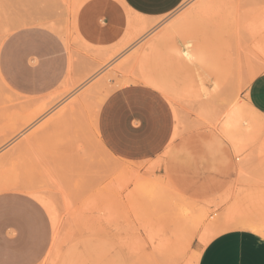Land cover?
I'll return each instance as SVG.
<instances>
[{
  "label": "rangeland",
  "instance_id": "374dc122",
  "mask_svg": "<svg viewBox=\"0 0 264 264\" xmlns=\"http://www.w3.org/2000/svg\"><path fill=\"white\" fill-rule=\"evenodd\" d=\"M202 1H185L145 34L130 31L142 19L120 0H0V196L27 197L44 213L47 248L35 264H197L206 225L231 207L264 227L261 144L225 148L228 162L201 146L214 115L243 99L248 71H264V0L215 10L219 0ZM33 31L34 41L22 39ZM137 83L169 102L174 153L142 159L131 144L118 92ZM124 141L131 155L119 152ZM34 195L51 202L56 225Z\"/></svg>",
  "mask_w": 264,
  "mask_h": 264
},
{
  "label": "crops",
  "instance_id": "0c3cea01",
  "mask_svg": "<svg viewBox=\"0 0 264 264\" xmlns=\"http://www.w3.org/2000/svg\"><path fill=\"white\" fill-rule=\"evenodd\" d=\"M122 2L134 13L160 20L175 12L185 0ZM36 35L35 31L24 33L22 39L34 41ZM242 97L264 115V71L251 80ZM118 98L128 117L131 144L138 155L142 159H155L161 155L169 146L175 128L173 111L165 96L153 87L137 83L122 87ZM201 146L222 162H228L225 148L236 153L231 143L214 131ZM124 147L125 141L119 143V152ZM174 152L171 147L166 151L167 154ZM122 153L131 155L126 148ZM44 222V213L31 199L19 195L0 196V264H35L39 261L47 248ZM197 264H264V237L248 228L221 233L204 247Z\"/></svg>",
  "mask_w": 264,
  "mask_h": 264
},
{
  "label": "bare ground",
  "instance_id": "6f19581e",
  "mask_svg": "<svg viewBox=\"0 0 264 264\" xmlns=\"http://www.w3.org/2000/svg\"><path fill=\"white\" fill-rule=\"evenodd\" d=\"M121 1V3L123 4V2H122V0H120ZM185 1H187V0H185ZM202 1V0H201ZM204 1H208V0H204ZM216 0H214V2H215ZM218 1V0H217ZM221 1H224V0H219L218 2H216L217 3V5H216V3H215V5L216 6H214V4H213V6H214V10H215V7H218V4H220V6H222L221 5V3H223V2H221ZM229 1H231V0H229ZM229 1H228V3H229ZM221 2V3H220ZM201 3H203V1L201 2ZM200 3V4H201ZM207 3V2H206ZM204 4V6L203 5H201V6H203V7H201V11L200 12H203L204 11V13H206L205 12V10L207 9H209L210 7H211V5L210 4ZM226 3H227V0H226ZM229 4H232V1L229 3ZM225 5H227V4H225ZM224 5V6H225ZM200 5H198V8H200L199 7ZM218 7V9L219 8H221V7ZM226 7V6H225ZM212 8V7H211ZM213 9V8H212ZM197 10V9H196ZM206 10V11H207ZM209 10H211V9H209ZM208 10V11H209ZM228 10V9H227ZM212 11V10H211ZM225 10H223V13L225 14V12H224ZM132 12V11H131ZM196 12H198V10L196 11ZM134 13V12H133ZM219 13H221V11L219 12ZM134 14H136L139 18H141L142 20H141V22H139V20L138 21H136V22H138V23H129V29H130V31L132 32V33H140V32H147L148 30H149V28L148 27H150V28H152L151 26H152V23H153V20H155V19H152V18H149V17H145V16H142V15H139V14H137V13H134ZM200 14V13H199ZM199 14H197V16H200L201 15V17L203 16V14L201 13L200 15ZM207 14V13H206ZM205 15V14H204ZM208 15V14H207ZM218 15V14H217ZM223 15V14H222ZM230 15H232V14H230ZM31 17V16H30ZM35 17V16H34ZM37 17V16H36ZM178 16L176 15L175 17H173V18H170L169 20H167L165 23L166 24H168V25H170V24H172L173 22H174V20L177 18ZM224 17H225V15H224ZM227 17V16H226ZM229 17V16H228ZM15 18V17H14ZM18 18V17H17ZM24 18V17H23ZM38 18H39V16H38ZM19 19V18H18ZM28 19H31V18H28ZM34 19V18H33ZM32 19V20H33ZM36 20H37V18H35ZM39 19H41V18H39ZM38 19V21L40 22V20ZM229 19H230V17H229ZM21 20V19H20ZM43 20V19H42ZM136 20V19H135ZM46 21H48V20H46ZM45 21V23H46V25L48 24L47 22ZM230 21V20H229ZM15 22V21H14ZM35 22V21H34ZM37 22V21H36ZM35 22V23H36ZM133 22V21H132ZM225 22V21H224ZM41 23V22H40ZM42 23H43V21H42ZM154 23H156L155 21H154ZM227 23V22H226ZM44 24V23H43ZM165 24V25H166ZM49 25V24H48ZM153 25H155V24H153ZM264 25V24H263ZM50 26V25H49ZM9 28V27H8ZM11 28V27H10ZM148 28V30H146ZM133 30V31H132ZM146 30V31H145ZM146 34V33H145ZM129 36H132L131 34L129 35ZM146 37H148V35L147 36H145L144 38H146ZM126 38H129V37H126ZM136 38H138V37H135V39ZM143 38V39H144ZM131 39V38H130ZM129 39V40H130ZM132 40V39H131ZM130 40V41H131ZM259 42H258V44H257V46H256V48L258 49V51H259V53L261 54V55H263V57H264V34L262 35V36H260L259 37ZM124 42V41H123ZM125 44H126V39H125ZM126 45H128V44H126ZM126 45H125V47H126ZM152 45H153V42H150L142 51H140V53L141 54H137V55H135L136 57L133 59V60H131L132 62H134V63H137V65L140 63L139 61H141L142 59H144V57L148 54V52H149V50H150V48L152 47ZM120 46H124V45H120ZM119 46V47H120ZM124 47V48H125ZM121 49V48H120ZM139 55V56H138ZM248 57V56H247ZM133 58V57H132ZM129 59H130V57H129ZM248 60H249V57H248ZM127 61V60H126ZM233 61H235L234 59H233ZM139 62V63H138ZM235 63H236V61H235ZM234 63V64H235ZM246 63V62H245ZM123 64V63H122ZM232 64L233 66H236L237 64ZM240 65V67H239V69L241 68V64H239ZM128 66V65H127ZM244 66V65H243ZM248 66V65H247ZM133 67H134V65H133ZM236 67H234V69H235ZM250 68V67H249ZM255 68V67H254ZM237 69V68H236ZM232 70V69H231ZM247 70H248V68H247ZM233 71V70H232ZM258 71H259V69H250V71H248V75H246L247 76V78H246V81H245V83L244 84H249L250 82H251V80H253V78L258 74ZM235 74H236V70H235ZM235 74H233V75H235ZM232 75V76H233ZM232 76H230L229 75V77H230V79H232L231 77ZM228 77V78H229ZM68 78V77H67ZM142 79H143V81L145 82V83H148L149 82V79L148 78H144V77H142ZM229 80V79H228ZM233 80V79H232ZM242 80V79H241ZM68 81V80H67ZM104 81V80H103ZM230 82V81H229ZM239 82H240V80H239ZM226 83V82H225ZM228 83V82H227ZM230 83H232V82H230ZM2 85V84H1ZM228 85V84H227ZM241 85V84H240ZM226 87V86H225ZM224 87V88H225ZM241 87V86H240ZM242 88H244V87H242ZM47 98V97H46ZM49 98V97H48ZM52 98V97H51ZM51 98H50V100H51ZM232 98V97H231ZM54 99V98H53ZM42 101V100H41ZM44 102V101H43ZM39 103V104H44V103ZM46 102H48V99H47V101ZM30 103V102H29ZM38 103V102H37ZM31 104H33V103H31ZM47 105H48V103H46ZM45 104V105H46ZM28 105V104H27ZM34 105V104H33ZM33 105H31L32 107H33ZM36 105V104H35ZM35 105H34V108L36 109V107H38V106H36L35 107ZM24 106H25V104H24ZM43 106V105H42ZM26 107V106H25ZM40 107V106H39ZM24 109V108H23ZM42 109H44V108H42ZM72 109V108H71ZM68 110V112L69 111H71L72 112V110ZM21 110H22V108H21ZM27 110V109H26ZM30 111H32V110H34L33 108H30L29 109ZM29 110H27V111H29ZM25 111V110H24ZM29 111V112H30ZM36 111V110H35ZM39 110H37L36 111V113L38 112ZM45 111H46V109H45ZM33 112V111H32ZM40 112V111H39ZM64 112V114L66 115L68 112H66V111H63ZM66 112V113H65ZM27 113V112H26ZM44 113V112H43ZM43 113H41V114H43ZM216 113V112H215ZM25 114V112L23 113V115ZM31 114H34V113H30V115ZM60 115L61 113H57V115ZM63 114V113H62ZM63 114V115H64ZM216 114H218V113H216ZM29 115V114H28ZM28 115H27V118H28ZM37 115V114H36ZM58 115V116H59ZM64 115V116H65ZM67 115H69V114H67ZM216 115H214V126H215V131L214 132H216V133H218V134H220L221 136H223V137H225L230 143H231V145H232V147L236 150V151H239L245 144H247V143H250V142H252L254 139H256V140H254V141H258L261 145H259V148H261V150H264V115L263 114H260L259 112H257L256 110H254L251 106H249L243 99H236L235 97L234 98H232L230 101H229V103L226 105V108L223 110V111H221V113L219 114V115H217V117H215ZM26 117V116H25ZM24 117V118H25ZM56 117V116H55ZM34 118V117H33ZM57 118V117H56ZM63 118V117H62ZM26 119V118H25ZM58 119V118H57ZM54 120V119H53ZM50 121L49 123H51V122H54V121ZM62 120V119H61ZM213 121V120H212ZM60 122V121H59ZM26 123H28V122H26ZM29 123H30V121H29ZM61 123V122H60ZM38 124V123H37ZM52 125V124H51ZM48 126V125H47ZM53 126H55V125H53ZM32 126H30V128H31ZM34 127V126H33ZM50 128V127H49ZM27 131V130H26ZM22 135V134H21ZM258 139V140H257ZM259 139L261 140V142L259 141ZM4 179V178H3ZM6 179V178H5ZM4 179V180H5ZM2 180V179H1ZM7 181H9V180H7ZM167 182V181H166ZM3 183H6V182H3ZM8 183V182H7ZM6 183V184H7ZM12 183H13V181H12ZM14 183H16V182H14ZM20 183V182H19ZM168 184V183H167ZM1 186H2V184H0ZM4 185V184H3ZM9 185H10V183H9ZM15 186L14 187H16V184H14ZM28 185V184H27ZM22 186H24L23 184H22ZM29 186V185H28ZM4 187V186H3ZM24 187H26V186H24ZM18 188V187H17ZM27 189V188H26ZM25 189V190H26ZM172 189V188H171ZM174 189V188H173ZM22 190V189H21ZM24 190V191H25ZM41 191V190H40ZM21 192V191H20ZM34 192V191H33ZM40 193V192H39ZM176 194V193H175ZM34 197H35V200H37L45 209H46V211H47V213L51 216V218H52V220H53V222L55 223L54 225H56V215H55V212H54V208H53V205L51 204V202L49 201V200H47L46 198H42V197H39V196H36V195H34ZM261 202V201H260ZM259 206H260V208L262 207V205H258V208H259ZM252 208V207H251ZM255 208H257V207H255ZM259 208V209H260ZM229 210L230 209H228V211L227 212H229ZM262 210V209H261ZM231 216H229V218L228 217H226L225 215V217H223V219L224 218H226V220L224 219H222V221H220V222H217V223H213V224H207L206 225V227H205V230H204V233L201 235V239H202V241H203V243H204V245H207L212 239H214V237H216L217 235H219V234H221V233H224V232H226V231H231V230H238V229H245V228H248V229H251V230H253L254 232H256V233H258V234H261L263 237H264V227L262 226V225H260V224H258V223H256L255 221H251V220H245L243 217H242V215H241V217L243 218V219H236L235 217H234V215H233V207H231ZM229 212V213H230ZM229 213H226V215L227 214H229ZM236 214V213H235ZM237 216V215H236ZM258 216H259V214H258ZM50 218V219H51ZM239 218H240V216H239ZM185 220V219H184ZM188 221V220H187ZM187 221H185V223L187 222ZM188 224H189V221L187 222ZM194 223V222H193ZM192 223V224H193ZM58 226V225H57ZM194 226V225H193ZM174 227V226H173ZM190 227V228H189ZM189 227H187L188 229H192V227L190 226V224H189ZM196 227V226H195ZM194 227V228H195ZM198 227V226H197ZM57 227H55V229H56ZM175 229H176V227H175ZM178 229V228H177ZM58 230V229H57ZM188 231V232H185V233H183V235L184 236H189L190 238L188 239V242H190L189 240H191V239H193L192 237H194V235H193V232L192 231ZM193 230V229H192ZM178 231V230H177ZM196 231L197 230H195L194 231V234L196 233ZM173 233H175V234H177V232H174L173 231ZM172 233V235H174ZM180 234V233H179ZM193 235V236H192ZM178 236V235H177ZM169 237H171V236H169ZM177 238H179V236L177 237ZM177 238H176V236H175V239L174 240H177ZM185 238V237H184ZM172 241H173V239H171ZM182 240V239H181ZM171 241V242H172ZM184 241V240H183ZM175 242V241H174ZM177 242V241H176ZM187 242V243H188ZM168 243V242H167ZM170 243V242H169ZM178 243H174V245H177ZM180 244V243H179ZM178 244V245H179ZM178 245H177V247H178ZM170 246V245H169ZM183 246V245H182ZM187 246V245H186ZM171 248L172 247H170V250H171ZM179 250V249H178ZM50 251V250H49ZM164 251V250H163ZM162 251V252H163ZM174 252V251H173ZM180 252H182V251H180ZM176 254V253H175ZM177 256H180L181 254H176ZM170 256V255H169ZM196 257V256H195ZM172 259H174V258H172ZM196 259H198L199 260V256H198V258L196 257ZM193 260V259H192ZM196 261V260H195ZM194 261V262H195Z\"/></svg>",
  "mask_w": 264,
  "mask_h": 264
}]
</instances>
